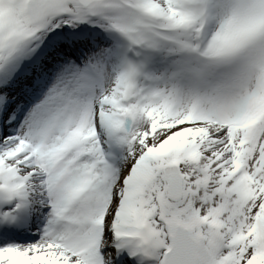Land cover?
Returning a JSON list of instances; mask_svg holds the SVG:
<instances>
[{
	"label": "snow or ice",
	"instance_id": "6c2138e0",
	"mask_svg": "<svg viewBox=\"0 0 264 264\" xmlns=\"http://www.w3.org/2000/svg\"><path fill=\"white\" fill-rule=\"evenodd\" d=\"M0 264H264V0H0Z\"/></svg>",
	"mask_w": 264,
	"mask_h": 264
}]
</instances>
